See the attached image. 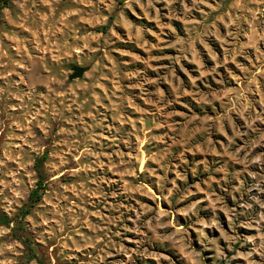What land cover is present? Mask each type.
<instances>
[{"label": "rangeland", "instance_id": "rangeland-1", "mask_svg": "<svg viewBox=\"0 0 264 264\" xmlns=\"http://www.w3.org/2000/svg\"><path fill=\"white\" fill-rule=\"evenodd\" d=\"M0 211V264H264V0H14Z\"/></svg>", "mask_w": 264, "mask_h": 264}, {"label": "trees", "instance_id": "trees-1", "mask_svg": "<svg viewBox=\"0 0 264 264\" xmlns=\"http://www.w3.org/2000/svg\"><path fill=\"white\" fill-rule=\"evenodd\" d=\"M14 0H0V18L2 14V10L6 8H10L12 6ZM46 155L43 158H38L36 162V170L39 174V180L35 189L31 192L28 203L24 206V208L19 213V217L23 220L26 216H28L31 211L35 208V206L42 200L43 195L46 192V184H45V176L42 172V167L44 160L46 159ZM15 220L10 219L5 213L0 211V225L7 226L8 228H12L11 225ZM19 227H23L22 222L19 223ZM14 235L17 237L18 232L16 228H12ZM19 237V236H18ZM21 239V238H18ZM25 244H27L28 248V262L32 260H37L39 264H44L42 259L40 258L36 246L30 242L28 244V240H22Z\"/></svg>", "mask_w": 264, "mask_h": 264}, {"label": "water", "instance_id": "water-1", "mask_svg": "<svg viewBox=\"0 0 264 264\" xmlns=\"http://www.w3.org/2000/svg\"><path fill=\"white\" fill-rule=\"evenodd\" d=\"M87 69L81 66H73L72 67V74L69 76L70 80L80 79L84 76Z\"/></svg>", "mask_w": 264, "mask_h": 264}]
</instances>
